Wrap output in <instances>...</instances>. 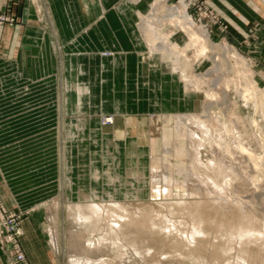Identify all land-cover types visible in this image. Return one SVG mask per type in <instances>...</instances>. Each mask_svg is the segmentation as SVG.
Segmentation results:
<instances>
[{
  "label": "rangeland",
  "instance_id": "obj_1",
  "mask_svg": "<svg viewBox=\"0 0 264 264\" xmlns=\"http://www.w3.org/2000/svg\"><path fill=\"white\" fill-rule=\"evenodd\" d=\"M181 3L113 2L116 12L120 6L133 9L138 35L134 42L141 43H137L138 61L148 74L144 90L153 96L148 111L131 112L119 103L103 111L94 97L96 78L89 76L83 61L77 63L72 57L67 60L65 87L59 39L51 79L33 80L10 70L0 73V189L5 195L0 192V255L4 264H21L14 261V243L27 264L31 263L24 243L33 255L41 258L44 253L51 264H92L102 257L113 264H149L158 259L162 264H224L234 259L237 247L226 254L216 252L229 245L227 237L220 236L234 224L260 229L262 237L249 239L246 260L264 264V32L254 28L235 37L209 0H198L189 12ZM206 6L221 21L206 16ZM174 8L184 10L201 31L190 35L194 29L179 22ZM42 12L44 27L53 32L49 6L43 5ZM7 14L15 20L4 23H16V17ZM146 21H152L154 31ZM99 55L115 57L109 50ZM125 57L121 56L124 67ZM65 88L77 95L66 106ZM88 110L103 112L92 118ZM70 117L79 133L77 139L67 140ZM182 117L189 120L181 124ZM130 144L137 153L127 152ZM109 148L120 162L113 164L116 181L91 183L90 163L100 170L108 167L104 154ZM187 185L190 193H183L181 188ZM81 186L98 190L103 197L99 202L113 206L108 208L113 209V217L114 211L134 208L138 214H151L164 227L174 225L177 237L189 236L190 229L199 226L204 232L196 235L197 249L190 257L180 243L167 238V230H159L149 220H139L135 228L124 227V238L101 239L83 218L91 200L80 195Z\"/></svg>",
  "mask_w": 264,
  "mask_h": 264
},
{
  "label": "crops",
  "instance_id": "obj_2",
  "mask_svg": "<svg viewBox=\"0 0 264 264\" xmlns=\"http://www.w3.org/2000/svg\"><path fill=\"white\" fill-rule=\"evenodd\" d=\"M114 1L0 0V12H10L16 17L13 25L0 24V73L10 70L33 80L51 79L56 70L55 40L59 39L62 43L65 87L67 60L72 57L77 63L83 61V65L89 67V76L96 78L94 97L103 105V111H109L107 106L113 103H119L125 109L132 108L131 112L148 111L146 107L153 96L144 90V87L148 89V85L143 84L148 74L145 76L138 61L136 49L140 42H134L138 35L134 28L133 9L132 6H120L116 12L113 10ZM209 2L227 24L230 35L239 38L254 28L264 32V0ZM43 5L49 6L53 32L44 27ZM103 50L114 52L115 57L100 56L99 52ZM84 54L87 58L82 57ZM123 55H126L125 67L121 61ZM123 71H126V76ZM79 77L83 78L81 75L77 79ZM87 84L90 85V80ZM76 98L77 95L69 94L65 88V106L66 102L76 101ZM102 112L88 110V114L93 113L92 118ZM0 192L4 195L3 189ZM23 236L28 237L26 227ZM24 249L31 264H51L44 253L41 258L33 255L25 243ZM0 264H4L1 255Z\"/></svg>",
  "mask_w": 264,
  "mask_h": 264
},
{
  "label": "bare ground",
  "instance_id": "obj_3",
  "mask_svg": "<svg viewBox=\"0 0 264 264\" xmlns=\"http://www.w3.org/2000/svg\"><path fill=\"white\" fill-rule=\"evenodd\" d=\"M185 3H181V6L184 7ZM173 13H178L180 14L179 16V22L181 24H187L188 27H190L191 29H194V31L190 34H194L197 35L198 31H201V27L197 26L195 24V22L191 19V17L188 16V14L184 11V10H180L177 8H174V10L172 11ZM177 14V15H178ZM176 16V15H174ZM173 16V17H174ZM172 17V18H173ZM169 20V19H168ZM146 27L149 30L154 31L155 30V25L152 24V21L147 22L146 21ZM182 27V25H181ZM183 28V27H182ZM187 33V32H186ZM204 37L207 38V33H205V31L203 32ZM191 41H194L193 38L191 39ZM190 41V42H191ZM73 86H76V89L78 90H83L82 88L79 87V85L74 82L72 84ZM79 117V116H77ZM70 120L67 122V126H66V139L70 140V139H75L77 136L76 134H78L79 132H77V125H76V121L75 119H72V117L69 118ZM111 120V119H110ZM187 120H189L188 118H183L180 120L181 124L184 122H186ZM162 135V134H161ZM75 137V138H74ZM77 139V138H76ZM183 139H180L179 141L182 142ZM66 141V140H65ZM157 140L155 139L154 142H156ZM183 144V143H182ZM128 145V144H127ZM197 147V146H196ZM243 146H241L242 148ZM179 148V146L177 147ZM244 148V147H243ZM196 149V148H195ZM198 149V148H197ZM246 149V148H244ZM126 150V149H125ZM129 151V152H128ZM127 152L128 153H137V149H135V146L131 145L127 148ZM127 153V154H128ZM251 154V153H249ZM117 154H115L113 151L110 152V148L109 151L105 152L104 156L107 157L109 164L108 167H103L102 170H100V167L97 166L94 162L90 163V173H89V178H90V182H95L98 184H101L102 181L107 180V182H111V181H116L113 180L114 175L113 174V164H119L120 162L117 159ZM132 155V154H131ZM141 156V155H140ZM121 161V159H120ZM139 162V161H138ZM170 162V161H169ZM173 163V162H172ZM176 164V163H175ZM107 166V164H106ZM115 167V165H114ZM138 167V166H137ZM118 168V167H117ZM131 168V167H130ZM67 169H70V166L68 167V163H67ZM115 169V168H114ZM124 169V168H123ZM122 169V170H123ZM127 169V168H125ZM132 169V168H131ZM130 169V171H131ZM136 169V168H134ZM121 170V171H122ZM137 170V171H136ZM134 172L137 173V175L139 173H142L143 175V171L140 169H136ZM145 170V169H144ZM178 170L181 171V167L179 169H175V171L178 173ZM169 172V171H168ZM183 172V171H182ZM185 174L188 173V171L184 172ZM131 174V173H130ZM133 174V172H132ZM170 174V173H169ZM141 175V174H139ZM117 176V175H116ZM122 176V175H121ZM128 176V175H127ZM131 176V175H130ZM134 176V175H133ZM144 176V175H143ZM138 177V176H137ZM140 177V176H139ZM126 178V177H125ZM81 179H83V175L81 174ZM120 181L121 179L118 178ZM138 179V178H137ZM136 179V180H137ZM142 179V178H141ZM140 179V180H141ZM174 179V178H173ZM172 179V181H173ZM70 180V177H68V182ZM117 180V181H119ZM135 180V179H134ZM144 180V179H143ZM228 180V179H227ZM123 181V180H122ZM121 181V182H122ZM125 181V180H124ZM128 181V180H127ZM105 182V183H107ZM139 182V181H138ZM184 182V181H183ZM119 183V182H118ZM126 183V182H125ZM128 183V182H127ZM136 183V182H135ZM176 183V182H175ZM182 183V181H181ZM69 184V183H68ZM104 184V183H103ZM110 184V183H109ZM112 184V183H111ZM122 184V183H121ZM134 184V183H133ZM131 184V185H133ZM172 185V184H171ZM180 185V183H179ZM191 185V184H190ZM110 186V185H109ZM169 186V185H168ZM168 186H165V189H170ZM178 186V185H177ZM118 187V186H117ZM182 187V186H181ZM189 186H184L183 188H181L182 190H184L183 193H190V189L188 188ZM180 188V187H179ZM197 188V187H196ZM200 188V186H198V189ZM79 193L80 195L89 197V199L91 200L90 204H87V209L83 210L82 214H83V218L85 220V222L89 225V229L93 232H98V234L101 236V239H108V240H112V238H122L124 236V227H126L127 225L129 226H135V224L138 223V221H143V222H148L149 220V224L152 226H157L160 229L159 230H167L166 234L170 235L167 236V238L170 241H175L181 244L182 246V250L186 251L187 253H189V256L191 257L192 254L194 253V250L197 249L196 244L197 243V237L196 235L204 232L202 229L199 228V226H193L190 229V233L189 236L185 235V234H181V237H177L176 233L173 232V228L174 225H172V227H164L163 224L156 222L153 218L151 214H138L137 212H140L138 210H134V208L131 209H125V211L123 212H117L114 211V213L117 215L116 217H113V209L110 210L108 208H113V206H107L108 204H102L101 202H99V199H102L103 197H101V194L99 193L98 190L96 189H91L89 191H87L83 186L79 187ZM82 196V197H83ZM103 202V201H102ZM77 207H80V205H77ZM110 210V211H109ZM85 211V212H84ZM249 218V217H248ZM248 220V219H247ZM137 222V223H136ZM249 222V221H248ZM143 224V223H142ZM146 224V223H145ZM238 224V223H237ZM253 224V222H252ZM235 225V224H234ZM231 230H229L228 232H224L221 234V238H223V236L227 237V241L229 242V245H227V243L224 244V246L220 247V251L219 253L216 252V254H226L228 252H230L233 248L235 249V246L237 247L236 250V255L234 256L233 260H228L226 261V263L224 264H249L247 262V256L249 254V248L247 247V244L249 243V239L250 238H260L263 236L262 233H260V229L256 230L255 228H253V226L251 227L250 225H246V226H234ZM128 227V226H127ZM139 227V225H138ZM147 227V225H146ZM145 227V228H146ZM141 228V227H140ZM143 228V227H142ZM149 228V227H148ZM147 228V229H148ZM130 229V228H129ZM140 230V229H138ZM142 230V229H141ZM152 231V230H151ZM160 232V231H159ZM134 233V232H133ZM136 233V232H135ZM165 233V232H164ZM163 233V234H164ZM154 234V232H153ZM166 237V235H165ZM124 238V237H123ZM235 241V242H232ZM237 242V244L235 245V243ZM179 244V245H180ZM200 244V243H199ZM174 245V244H173ZM178 245L176 244V247ZM171 247V245H170ZM175 247V248H176ZM179 247V246H178ZM258 247V246H257ZM173 248V246H172ZM135 250V249H134ZM150 250V249H148ZM175 250V249H174ZM178 250V249H176ZM179 253H181L178 250ZM123 253V251H122ZM189 258V257H188ZM102 260H98L95 263L92 264H113V261L109 260V258L107 257H102ZM194 259V258H193ZM259 259V258H257ZM88 262H90L91 260H87ZM156 262H151L149 264H162L161 259L155 260ZM256 262V261H255ZM262 262H264V259H262ZM147 264V263H145ZM214 264H219V263H214Z\"/></svg>",
  "mask_w": 264,
  "mask_h": 264
},
{
  "label": "built area",
  "instance_id": "obj_4",
  "mask_svg": "<svg viewBox=\"0 0 264 264\" xmlns=\"http://www.w3.org/2000/svg\"><path fill=\"white\" fill-rule=\"evenodd\" d=\"M182 1L186 4V10L189 12V10H194L197 6H198V0H177ZM197 5V6H196ZM195 12H192V14H190V16H192ZM204 13L206 16H209L211 19H215L216 21H221L220 18H218L216 15H214L212 9L209 6H206L204 8ZM195 18H197V20L200 19V17L198 18L196 15H194ZM15 18L7 13L4 12H0V23H4V22H14ZM13 252H14V261L21 263V264H27L26 259H25V255L23 253V251L19 248V246L17 244H13Z\"/></svg>",
  "mask_w": 264,
  "mask_h": 264
}]
</instances>
